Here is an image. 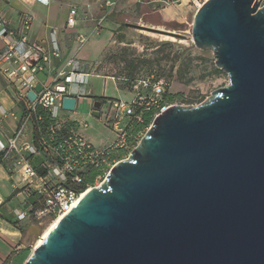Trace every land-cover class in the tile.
I'll use <instances>...</instances> for the list:
<instances>
[{
  "label": "water",
  "instance_id": "1",
  "mask_svg": "<svg viewBox=\"0 0 264 264\" xmlns=\"http://www.w3.org/2000/svg\"><path fill=\"white\" fill-rule=\"evenodd\" d=\"M263 1L203 2L191 41L212 52L228 85L157 116L24 264H264ZM40 91L38 84L26 100ZM76 103L65 97L62 110ZM100 109L94 101L91 115ZM39 226L31 224L29 237H40Z\"/></svg>",
  "mask_w": 264,
  "mask_h": 264
},
{
  "label": "crops",
  "instance_id": "2",
  "mask_svg": "<svg viewBox=\"0 0 264 264\" xmlns=\"http://www.w3.org/2000/svg\"><path fill=\"white\" fill-rule=\"evenodd\" d=\"M165 0H49L47 5L38 0H0V16L6 21L9 29L17 35L20 33V17L24 14L32 16V25L28 33L29 43H39L49 53V61L45 73L39 76L41 83L49 84L64 68L65 63L73 58L79 69L89 74L88 83L82 86L68 85V90L77 99L75 111L80 99L86 98L90 105L96 100L107 98L105 85L109 80L114 86L117 96L113 99L131 101L135 92L128 87L129 76H99L88 69L92 63L110 45L116 42V35L122 30L134 31L126 24H135L151 28L162 25L154 23L157 15L163 22H180L185 17V1L167 4ZM176 1V0H175ZM75 9V24L68 25L70 10ZM52 32L54 36L52 37ZM56 44V55L54 46ZM3 41L0 39V49ZM102 81V93H94L90 80ZM2 96V97H1ZM85 96V97H78ZM0 104L14 116L0 120V140L5 141L13 136L18 127V119L26 111L28 101L20 83L8 82L0 75ZM74 111V112H75ZM24 132L22 144H31L32 127ZM82 136V135H81ZM16 159L12 154L8 160L0 164V198L5 203L0 206V264H10V260L23 252L21 241L23 231L32 230L31 222L14 224L13 210L23 207L25 195L19 186V171H10ZM38 161L33 162L37 166ZM22 187L20 186L19 189ZM14 194V195H13ZM14 196V197H13ZM28 232V231H27ZM26 241V240H25Z\"/></svg>",
  "mask_w": 264,
  "mask_h": 264
},
{
  "label": "built area",
  "instance_id": "3",
  "mask_svg": "<svg viewBox=\"0 0 264 264\" xmlns=\"http://www.w3.org/2000/svg\"><path fill=\"white\" fill-rule=\"evenodd\" d=\"M47 5L49 0H38ZM194 2L198 0H192ZM206 0H204L205 2ZM167 4L179 2L178 0H165ZM76 10H70L68 25L75 24ZM32 25V16L24 14L20 17V33L17 35L9 29L6 21L0 16V39L3 47L0 49V75L8 82H18L26 94L34 89L36 85H41V91L37 93L36 100L27 105L26 111L18 119V127L12 137L5 141L0 140V164L15 154L16 159L10 171H19L20 181L14 191L26 184L32 185L37 179V170L31 165L29 157L36 155V150L31 144H22L26 127L31 124L39 110L47 111L53 120L59 118V111L62 110V101L65 97H75L68 90V85L84 86L88 83L89 74L83 73L79 69V64L71 58L64 68L57 74L51 83H41L39 76L45 73L49 61V53L42 44L29 43L28 33ZM55 32H52V37ZM54 54L56 55L57 46L54 43ZM129 86L135 92L131 101L106 98L101 102V109H104L105 121L115 134V141L103 148L92 146L79 133L67 136L56 146V153L61 161V166H52L48 176L53 181L52 186L45 185L39 193L45 195L43 203L37 207L23 205L20 209L13 210V217L19 223L49 219L50 222L65 216L80 201L81 196L86 190L66 186L65 183L69 176L72 182L80 184L78 172L87 165L94 167L110 166L108 156L112 151L127 148L137 143V134L128 130L132 128V121L142 122L141 115L134 116L136 105L142 107V111L154 110L155 119L165 110L173 105H166L162 99L165 90L162 82L151 80H132L128 81ZM149 89L150 92L144 95L141 89ZM85 97V96H78ZM8 116H14L0 104V120ZM86 127L84 123H78V128ZM79 130V129H78ZM140 134V133H138ZM115 162L112 164V166ZM111 166V168H112ZM5 203V199L0 198V206ZM42 223H39L40 225Z\"/></svg>",
  "mask_w": 264,
  "mask_h": 264
},
{
  "label": "rangeland",
  "instance_id": "4",
  "mask_svg": "<svg viewBox=\"0 0 264 264\" xmlns=\"http://www.w3.org/2000/svg\"><path fill=\"white\" fill-rule=\"evenodd\" d=\"M184 1L186 4L185 17L179 23L163 22L157 15L152 20L154 23L162 25L157 29L181 34L184 36L183 39L169 40L155 33L136 29L127 32L124 29L116 35V42L110 44L91 66L88 65V69L94 75L99 76H130L131 73V76L139 80L160 81L165 90L162 99L165 100L168 96H172L171 103L173 106H197L209 97L214 90L228 85L227 75L215 67L212 52L197 49L191 41L193 19L204 0ZM262 5H264V1ZM215 69L219 71L216 72ZM106 83L104 88L106 97L116 98L115 86L109 80ZM90 84L94 93H102L101 80L97 81L93 78L90 80ZM141 92L146 95L150 90L142 88ZM59 118L70 122L84 123L86 127L79 128L78 133L96 148L106 147L116 139L115 134L105 121L104 109L100 117L95 118L90 114V105L86 98L80 99L75 112L60 110ZM153 120L154 118H151L145 129L137 134V143ZM28 130H30L29 125L26 127L25 133ZM137 143L135 142L132 146L123 148V152L118 154L115 163L118 159L127 158ZM111 166L112 164L108 170H105L104 174L94 179L88 188L101 183ZM32 222L37 226L42 223L38 230L40 235L52 223L49 219ZM17 226L19 228L24 227L19 222H17ZM27 231V229L23 231L21 245L23 250H29L31 253L39 238L36 235H30L29 237Z\"/></svg>",
  "mask_w": 264,
  "mask_h": 264
},
{
  "label": "trees",
  "instance_id": "5",
  "mask_svg": "<svg viewBox=\"0 0 264 264\" xmlns=\"http://www.w3.org/2000/svg\"><path fill=\"white\" fill-rule=\"evenodd\" d=\"M216 72L219 70L215 69ZM130 79H134V81L139 80L130 73ZM132 81V80H131ZM129 84V83H128ZM129 86V85H128ZM130 87V86H129ZM131 88V87H130ZM173 97L168 96L164 103L166 105H172ZM135 113L134 116L141 115L142 122H136L134 119L132 122V128L128 130V134L132 132L134 135L140 133L143 129H145L146 125L149 124L151 118H153L155 111H142V107L136 105L134 107ZM32 127V145L36 150V155L30 156L29 161L31 165L37 170V179L34 180L33 184H26L22 186L21 190L25 199L23 201V205L28 206L32 205L33 207H37L41 203H43L45 199V195L43 193H39L40 189L47 185L48 187L52 186L53 181L48 176V172L52 166H61V161L57 156L55 151L56 146L60 144L67 136L78 133V123L70 122L67 120H61L60 118L53 120L50 114L47 111L39 110L36 113L35 118L31 120ZM132 151V150H131ZM123 152L122 149H118L112 151L109 156V164H113L115 159L118 157V154ZM37 160V166L33 165V162ZM123 160V159H122ZM120 161L119 159L116 162ZM109 166H99L94 167L92 165H87L84 169L78 172L79 178L81 180L80 184L72 182L71 176L68 177L65 185L73 188H81V190L88 189L89 185L93 182L94 179L104 174L108 170ZM16 190V191H18ZM14 192V194L16 193ZM13 194V195H14ZM17 221L14 222L16 224ZM30 254L29 250H23L20 255L12 258L10 260V264H24L26 259Z\"/></svg>",
  "mask_w": 264,
  "mask_h": 264
},
{
  "label": "bare ground",
  "instance_id": "6",
  "mask_svg": "<svg viewBox=\"0 0 264 264\" xmlns=\"http://www.w3.org/2000/svg\"><path fill=\"white\" fill-rule=\"evenodd\" d=\"M200 6V5H199ZM165 39H169V40H173V38H169V37H167V36H163ZM92 188H88V190L86 191V193L87 192H89L90 190H91ZM86 193H84L82 196H81V198L86 194ZM80 198V199H81ZM62 217H60V218H58V219H56V220H54L49 226H48V228L40 235V237H39V239L37 240V242H36V244H35V247L36 246H38L41 242H42V240L45 238V236L47 235V233L58 223V221L61 219Z\"/></svg>",
  "mask_w": 264,
  "mask_h": 264
},
{
  "label": "flooded vegetation",
  "instance_id": "7",
  "mask_svg": "<svg viewBox=\"0 0 264 264\" xmlns=\"http://www.w3.org/2000/svg\"><path fill=\"white\" fill-rule=\"evenodd\" d=\"M101 102H104L103 100H101Z\"/></svg>",
  "mask_w": 264,
  "mask_h": 264
}]
</instances>
